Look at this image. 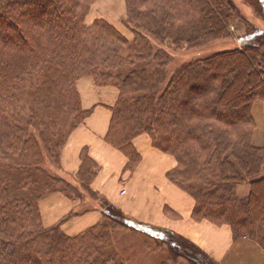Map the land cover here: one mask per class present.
<instances>
[{"label": "trees", "instance_id": "16d2710c", "mask_svg": "<svg viewBox=\"0 0 264 264\" xmlns=\"http://www.w3.org/2000/svg\"><path fill=\"white\" fill-rule=\"evenodd\" d=\"M191 1L127 0L128 19L121 23H137L131 40L103 18L84 25L87 0H0L7 26L0 27V264H126L112 249L113 235L137 231L154 239L91 188L100 166L85 148L76 175L62 171V149L90 113L76 88L85 76L116 90L106 141L124 153L126 170L139 160L130 151L134 138L147 134L153 147L176 159L167 178L188 190L195 220L228 225L234 240L247 237L264 249V150L252 143L251 115L254 101L264 100V34L171 69L167 39L177 48L194 47L201 38H228L231 23L246 21L232 0ZM256 2L251 0L253 8ZM44 3L51 7L49 17L30 24L26 18ZM61 8L64 14L57 13ZM220 70L228 79L219 77ZM200 79L208 84L198 93ZM184 180L194 192L180 185ZM244 184L249 191L239 196ZM53 192L80 201L63 219L99 208L100 219L75 234L60 228L63 219L44 225L36 202ZM171 234L166 248L198 264L200 250ZM24 254L31 263L20 261Z\"/></svg>", "mask_w": 264, "mask_h": 264}, {"label": "crops", "instance_id": "0c3cea01", "mask_svg": "<svg viewBox=\"0 0 264 264\" xmlns=\"http://www.w3.org/2000/svg\"><path fill=\"white\" fill-rule=\"evenodd\" d=\"M76 88L82 108L90 110V113L70 133L62 149L61 166L64 172L76 175L80 169V155L85 148L100 166L91 181V188L124 214L186 237L219 264H264V251L255 242L247 237L234 241L228 225L217 226L208 220L199 221L192 217L194 199L167 178V172L176 166L175 159L153 147L147 134L134 138L133 146L140 155V161L132 170H126L124 153L106 141L111 107L116 101L115 88L98 87L87 76L77 80ZM251 113L254 120L252 143L264 150L262 99L254 101ZM261 172L264 174V164ZM239 189L243 192L242 196L249 191L245 184L238 187V192ZM121 190L125 193L120 194ZM53 198V203L47 201L53 214H50L46 225L61 219H55L57 207L53 204L63 199ZM100 217V210L90 211L72 218L64 228L67 233L75 234L95 224Z\"/></svg>", "mask_w": 264, "mask_h": 264}, {"label": "rangeland", "instance_id": "374dc122", "mask_svg": "<svg viewBox=\"0 0 264 264\" xmlns=\"http://www.w3.org/2000/svg\"><path fill=\"white\" fill-rule=\"evenodd\" d=\"M5 2H9L10 0H3ZM35 1V0H30ZM38 1V0H37ZM58 1V0H56ZM132 1L133 0H129ZM256 2V0H254ZM127 0H87V10L86 14L84 15V25L90 26L93 24V21L95 19L103 18L113 24L114 26H117L127 37H129L131 40L134 37V29L132 26H136L134 24H137L136 22H130L129 26L127 28L125 25H123L121 22L125 19V21L128 19V9L126 6ZM234 5L236 6L237 10L244 16L246 19L241 21V24L238 25V23H231L228 26V32L230 33L229 37L221 38V37H206L201 38L196 46L189 47L188 44L182 43L180 48H177L172 44V41L170 39H167L165 41V49L168 50V52L171 55L172 61L169 63V68L175 69L177 66H180L183 63L186 62H204L208 58H211L212 56L222 53L224 51H230L237 47H240L241 45L254 43L258 40L260 37L258 34L259 32H262L264 34V0H258L254 4L255 8L252 7L250 4L251 0H232ZM193 5V1L190 0L188 4ZM59 7V5H58ZM191 6H186V9L191 13L192 10H189ZM194 9V8H192ZM51 10L50 5L47 3H44L43 5L38 6V9L33 12L32 18H26L27 21H29L30 24L35 25L38 24L44 19L47 20L49 17V12ZM82 11V9H81ZM57 13L64 14V11L62 8L57 10ZM189 14V13H188ZM62 21L64 20L63 17H60ZM4 20L0 18V27L1 29H5L7 26L3 25ZM140 24V22H139ZM238 28V30H237ZM247 29V31H246ZM15 30V29H14ZM10 30H7L6 32H9ZM246 31V32H245ZM13 32V31H12ZM13 34V33H12ZM12 40L14 41V35H11ZM204 39V40H202ZM129 53H131V47L129 49ZM217 73H220V78L224 80L225 78L228 79V76L226 75L225 70L216 71ZM222 73V74H221ZM88 77V76H87ZM91 78V77H89ZM199 80L196 82V91L199 93L201 91H204L206 89V84L208 82ZM210 82V80H209ZM264 89V88H263ZM264 92V90H263ZM264 94V93H263ZM263 100V99H262ZM264 101V100H263ZM252 115V113H251ZM157 149V148H156ZM160 150V149H158ZM131 152L137 153L139 159L140 155L136 151V149L133 148L130 150ZM168 154V153H166ZM170 155V154H168ZM173 157L172 155H170ZM174 158V157H173ZM175 159V158H174ZM24 156L21 154V161L23 162ZM55 161L54 157L52 159ZM140 160H137L135 163L137 164ZM176 161V159H175ZM0 162H4L2 159H0ZM13 162V161H12ZM43 165V164H42ZM50 165L52 169L54 166L52 164ZM177 165V161H176ZM44 167H47V164H44ZM56 168V166H55ZM62 168V166H61ZM63 171V170H62ZM64 172V171H63ZM66 173V172H64ZM68 174V173H66ZM70 175V174H69ZM72 176V175H71ZM172 183V182H171ZM180 185L184 189H189L190 192L192 188V182L184 180L179 182ZM174 184L177 188L182 189L178 184ZM79 185V183H78ZM80 190H84L80 187ZM186 189V190H187ZM183 190V189H182ZM185 191V190H184ZM45 192L42 191L41 193ZM186 193L188 192L185 191ZM194 192V191H193ZM237 192V190H236ZM40 193V194H41ZM189 193V192H188ZM187 193V194H188ZM243 192L241 189H239V196ZM190 195V194H189ZM53 196H57L58 198H62L63 200H58L55 205L57 207L56 215L57 218L55 219H63L65 215L69 214V209H73L76 206L80 204V201L78 199H69L65 197L63 194L59 192H53L49 193L47 195L41 196L38 201L36 202V205L38 207V211L40 213L41 221L44 225L48 223L50 214H53L52 209L48 206L49 203L47 201L53 203L54 198ZM85 197H89L88 194H84ZM102 196V195H101ZM191 196V195H190ZM103 197V196H102ZM192 197V196H191ZM66 199V200H65ZM68 201V202H67ZM66 204H68V207H66ZM95 203L91 202V205ZM100 206V204H99ZM77 208V207H76ZM79 208V207H78ZM99 209L94 211H99ZM101 211V210H100ZM63 217V218H62ZM73 219H75L73 217ZM72 219V220H73ZM133 219V218H132ZM62 223L60 224V228L66 233L65 225L70 221L68 218L63 219ZM135 220V219H134ZM137 223L141 224V230L145 231L147 235H155L152 236L154 239H149L146 235H140L135 231V233H131L125 230H121V232L116 233L113 235L112 238V249L118 256H123L127 258L126 264H192L191 258L188 256L182 255V251L175 253H171L167 248L166 240L172 239L171 231L163 228L164 232L162 233H156L150 226H154L149 223L136 221ZM51 225V224H50ZM46 225V226H50ZM162 228V227H161ZM137 229H140V226H137ZM186 239V237H185ZM189 243H191L195 249L200 248L190 242L188 239H186ZM235 241V240H234ZM254 242V241H253ZM256 243V242H255ZM258 244V243H256ZM259 245V244H258ZM260 246V245H259ZM261 247V246H260ZM264 251V249L262 248ZM198 253V254H197ZM195 255V259L198 264H219L218 261L212 259L210 256H208L206 253H204L202 250L197 251ZM201 253V254H200ZM189 254V252H188ZM28 254H24L22 258H20V261H26L27 263H31V258H28ZM27 257V258H26ZM195 262V261H194Z\"/></svg>", "mask_w": 264, "mask_h": 264}, {"label": "built area", "instance_id": "2783aa9c", "mask_svg": "<svg viewBox=\"0 0 264 264\" xmlns=\"http://www.w3.org/2000/svg\"><path fill=\"white\" fill-rule=\"evenodd\" d=\"M121 193H124V191H121Z\"/></svg>", "mask_w": 264, "mask_h": 264}]
</instances>
